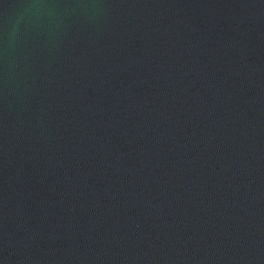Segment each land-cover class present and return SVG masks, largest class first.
Masks as SVG:
<instances>
[{
  "label": "water",
  "instance_id": "95a60500",
  "mask_svg": "<svg viewBox=\"0 0 264 264\" xmlns=\"http://www.w3.org/2000/svg\"><path fill=\"white\" fill-rule=\"evenodd\" d=\"M0 264H264V0H0Z\"/></svg>",
  "mask_w": 264,
  "mask_h": 264
}]
</instances>
